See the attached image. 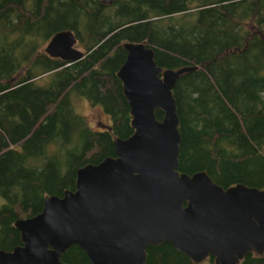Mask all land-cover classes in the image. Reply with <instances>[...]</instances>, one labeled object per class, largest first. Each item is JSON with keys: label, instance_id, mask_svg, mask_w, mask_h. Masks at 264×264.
<instances>
[{"label": "trees", "instance_id": "1", "mask_svg": "<svg viewBox=\"0 0 264 264\" xmlns=\"http://www.w3.org/2000/svg\"><path fill=\"white\" fill-rule=\"evenodd\" d=\"M263 24L264 0H0V249L21 244L18 218L73 191L80 167L114 155L113 140L133 133L117 76L126 41L151 48L162 69L196 66L172 90L178 170L205 171L224 188L264 189ZM63 30L84 50L68 65L44 51ZM74 94L109 123L91 128L74 111ZM61 261L88 264L76 244ZM145 264L195 263L163 242L146 249ZM239 264H264V253Z\"/></svg>", "mask_w": 264, "mask_h": 264}, {"label": "water", "instance_id": "2", "mask_svg": "<svg viewBox=\"0 0 264 264\" xmlns=\"http://www.w3.org/2000/svg\"><path fill=\"white\" fill-rule=\"evenodd\" d=\"M73 31L50 37L44 51L71 64L84 55ZM117 71L133 133L113 140L114 155L86 164L76 186L44 199L42 210L14 222L21 244L0 249V264H64L76 244L88 264H145L146 249L170 242L193 263L239 264L264 253V189L222 187L205 171L180 172L179 119L172 90L196 69H162L141 42L122 44ZM164 116L158 120L155 110Z\"/></svg>", "mask_w": 264, "mask_h": 264}, {"label": "rangeland", "instance_id": "3", "mask_svg": "<svg viewBox=\"0 0 264 264\" xmlns=\"http://www.w3.org/2000/svg\"><path fill=\"white\" fill-rule=\"evenodd\" d=\"M75 48L84 51L83 47L78 44L75 45ZM71 104L74 111L84 117L88 125L93 129H98L102 126V123H109L110 121L109 116L102 110L100 106H93L86 98L82 96L74 94L71 98ZM197 264H207V261L205 260Z\"/></svg>", "mask_w": 264, "mask_h": 264}, {"label": "flooded vegetation", "instance_id": "4", "mask_svg": "<svg viewBox=\"0 0 264 264\" xmlns=\"http://www.w3.org/2000/svg\"><path fill=\"white\" fill-rule=\"evenodd\" d=\"M208 259V258H207ZM205 261V260H204ZM214 261V260H213ZM196 264V263H195Z\"/></svg>", "mask_w": 264, "mask_h": 264}]
</instances>
